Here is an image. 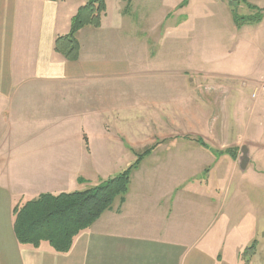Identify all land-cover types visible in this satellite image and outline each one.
Returning a JSON list of instances; mask_svg holds the SVG:
<instances>
[{
	"label": "crops",
	"instance_id": "obj_1",
	"mask_svg": "<svg viewBox=\"0 0 264 264\" xmlns=\"http://www.w3.org/2000/svg\"><path fill=\"white\" fill-rule=\"evenodd\" d=\"M184 1L104 0L69 61L54 40L86 0H0V264H245L253 240L247 264H264V168L246 134L264 130V49L255 70L223 66L202 27L210 14L240 41L264 31V6L246 1L262 16L237 25V0H215L223 17ZM148 147L67 252L17 242L15 204L94 186Z\"/></svg>",
	"mask_w": 264,
	"mask_h": 264
},
{
	"label": "trees",
	"instance_id": "obj_2",
	"mask_svg": "<svg viewBox=\"0 0 264 264\" xmlns=\"http://www.w3.org/2000/svg\"><path fill=\"white\" fill-rule=\"evenodd\" d=\"M187 0L184 1L186 3ZM249 8H258L248 4ZM104 0H86L70 21L67 34L54 40V50L69 61L78 59L80 45L75 33L85 27H98L105 13ZM261 14L246 18L234 15L237 25L242 21H258ZM201 144L205 143L199 139ZM146 148L137 155L136 161L123 171L102 180L86 189L61 192L58 194L41 193L38 196L19 202L13 208V231L20 244L38 247L47 242L57 252H67L76 235L89 228L104 211L109 209L116 197L122 200L128 191L130 176L143 156L151 151ZM256 243L247 246L241 257L247 264L255 253Z\"/></svg>",
	"mask_w": 264,
	"mask_h": 264
},
{
	"label": "rangeland",
	"instance_id": "obj_3",
	"mask_svg": "<svg viewBox=\"0 0 264 264\" xmlns=\"http://www.w3.org/2000/svg\"><path fill=\"white\" fill-rule=\"evenodd\" d=\"M246 1L249 2L250 4H258L264 6V0H237L236 5L234 7V11L235 14L240 18L247 17L246 14L244 13V9L245 8L247 9L248 6V3L247 5L245 3ZM205 4H207L208 6L206 12L210 13L216 11L215 14L221 15L223 17L221 11L224 12V10H222V8L218 6V4H216L215 0H206ZM260 12H257V10H255L254 12L251 13L252 15L257 16L259 15ZM203 22L204 25L202 24V27L213 30L212 34H208L205 36L206 44L207 47L209 48L207 51V56H212L213 58L216 57L217 63L223 66L234 67L239 65L243 69H247V71L248 70L252 71V69L255 70V68L258 67L257 63L260 58L259 50L264 49V31L262 28L259 29L258 33L256 32L255 34L253 33L252 35L244 34L242 37L243 39L241 38V40L239 41V38L236 37V33L232 31L229 32L228 28L220 26L219 21L216 20L215 17L210 16V14H207V17ZM220 29H222L224 32L223 35H221V37H219V35H216L215 33L218 32ZM219 42L220 44H222L221 45V48H223L222 52H220L219 50ZM237 42H239L240 46H237L236 44ZM212 46L214 47L213 50L211 49ZM176 60H177V54H176ZM210 60L212 59L207 60L206 66L214 65V64H209ZM248 93L250 94V91ZM217 118L219 119L218 122H223V121L225 122V120H223L224 118L223 116L219 115L217 116ZM253 127L254 129L252 130V132H246V134L250 140H253L255 143H258V147L255 148L254 151L256 152L258 158L254 165L256 166V168L258 167L264 168V148H263L264 130L258 124H254ZM198 179L201 178L198 177ZM255 207L256 210L261 209L262 212H264V196L256 201ZM253 242L256 243V247H255V252H256L257 241L253 240L251 244ZM251 244L248 246H251ZM260 254L264 255V244H262V250L260 251Z\"/></svg>",
	"mask_w": 264,
	"mask_h": 264
},
{
	"label": "built area",
	"instance_id": "obj_4",
	"mask_svg": "<svg viewBox=\"0 0 264 264\" xmlns=\"http://www.w3.org/2000/svg\"><path fill=\"white\" fill-rule=\"evenodd\" d=\"M264 95V94H263Z\"/></svg>",
	"mask_w": 264,
	"mask_h": 264
}]
</instances>
